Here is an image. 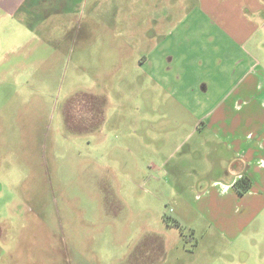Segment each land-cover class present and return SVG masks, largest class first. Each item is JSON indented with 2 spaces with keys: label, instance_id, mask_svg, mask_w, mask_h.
I'll use <instances>...</instances> for the list:
<instances>
[{
  "label": "rangeland",
  "instance_id": "obj_1",
  "mask_svg": "<svg viewBox=\"0 0 264 264\" xmlns=\"http://www.w3.org/2000/svg\"><path fill=\"white\" fill-rule=\"evenodd\" d=\"M170 1L0 4V196L12 200L11 264H264L262 191L205 195L210 165H190L208 161V147L175 150L181 138L168 134L187 111L139 64L146 42L130 34L143 23H131ZM256 44L260 73L264 40L247 48ZM92 96L106 99L104 120L83 130L97 123Z\"/></svg>",
  "mask_w": 264,
  "mask_h": 264
},
{
  "label": "crops",
  "instance_id": "obj_2",
  "mask_svg": "<svg viewBox=\"0 0 264 264\" xmlns=\"http://www.w3.org/2000/svg\"><path fill=\"white\" fill-rule=\"evenodd\" d=\"M24 1L0 0V4L8 2L17 8ZM174 1L164 9L155 3L158 16L133 20L132 26L143 23V32H136L138 27L130 34L142 35L133 38L146 42L140 66L187 111L168 136L181 138L176 151L187 146V152L196 154L200 146L208 147L209 160L194 157L190 165L198 172L206 169L204 164L210 165L211 178L203 183L208 185L205 195L241 196L243 200L253 195L251 188H259L264 196V179L254 173L255 168L264 171L258 158L259 151L264 153L260 113L264 110V72L257 70L259 45L251 51L247 48L254 37L260 43L264 40V34L258 35L264 28V0H197L194 5ZM153 6L148 2L146 8ZM120 30L116 37L122 40ZM248 59L253 63L248 65ZM186 120L193 122L190 130L182 128ZM195 138V144L188 146ZM245 177L252 185L240 194L236 182ZM11 204L12 200L0 196V264L13 263L6 249L14 227Z\"/></svg>",
  "mask_w": 264,
  "mask_h": 264
},
{
  "label": "trees",
  "instance_id": "obj_3",
  "mask_svg": "<svg viewBox=\"0 0 264 264\" xmlns=\"http://www.w3.org/2000/svg\"><path fill=\"white\" fill-rule=\"evenodd\" d=\"M92 97H93V102L91 104L92 105L91 106L92 107L91 114H93L95 116L98 115L97 119H95V120H97L96 121L97 123L94 124L93 127H88V125H87V127L81 128L83 130H93L95 127L100 126L104 120V114H105L104 109L106 106V99L103 97H97V96H92ZM86 103H84V105ZM90 121L92 122L93 120L90 119ZM251 185H252L251 182L249 180H246L245 178H242V179L238 180V182H236V188L238 189V191L240 193H244L247 189H249L251 187ZM172 223L182 227L181 223L177 220L173 221Z\"/></svg>",
  "mask_w": 264,
  "mask_h": 264
}]
</instances>
